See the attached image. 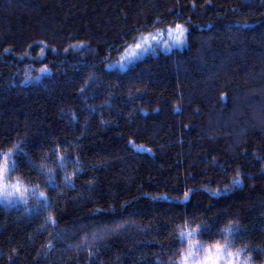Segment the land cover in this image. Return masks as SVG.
Returning <instances> with one entry per match:
<instances>
[{"label": "trees", "instance_id": "obj_1", "mask_svg": "<svg viewBox=\"0 0 264 264\" xmlns=\"http://www.w3.org/2000/svg\"><path fill=\"white\" fill-rule=\"evenodd\" d=\"M8 153L45 201L0 206V264H175L184 226L260 264L264 0H0Z\"/></svg>", "mask_w": 264, "mask_h": 264}, {"label": "rangeland", "instance_id": "obj_2", "mask_svg": "<svg viewBox=\"0 0 264 264\" xmlns=\"http://www.w3.org/2000/svg\"><path fill=\"white\" fill-rule=\"evenodd\" d=\"M169 29L172 30L167 31L166 35L164 33H157L140 39L137 44H140L141 47L136 48L135 45L129 47L120 60L114 63L115 66H117L120 70L127 69L133 62L139 60L145 56L147 52H149L150 49H147L148 44L153 42L161 44L162 41L168 40L166 41L168 43L162 47L165 50L170 49V47L181 48L185 42V33L180 38L181 42H177L176 37L179 35V32L176 30V27ZM155 45L157 46L158 44ZM47 74V71H42L37 74L25 71L22 74L17 75L12 84H18L21 86L37 85L47 76ZM12 167L13 161L11 155L9 153L5 154L0 163V206L6 208H22L25 207L32 199L39 203L44 202V194L26 186L22 181L11 175ZM180 238L182 241V250L175 264H179L184 257H187L189 264H194V261L204 260L209 253L215 255L216 250L212 246L216 243H202L198 238L196 228L184 226L180 232ZM219 244L224 245V247L220 250L221 259L218 260V264H226L229 259L234 261V264H241L245 256L242 252L238 254L239 259L236 255L228 257L227 249L231 247L226 242H220ZM189 251L192 253L191 256H188Z\"/></svg>", "mask_w": 264, "mask_h": 264}, {"label": "snow or ice", "instance_id": "obj_3", "mask_svg": "<svg viewBox=\"0 0 264 264\" xmlns=\"http://www.w3.org/2000/svg\"><path fill=\"white\" fill-rule=\"evenodd\" d=\"M176 30L179 32V35L176 37V40H177V42H181L180 38L184 35L185 29L181 25L177 24ZM135 47L140 48L141 45L136 44ZM185 195H187V193H185ZM212 247H214L216 250L215 255L209 253L208 256H206L204 260H211L213 257H215L217 261L221 259L220 250L222 247H224V245L216 243ZM238 254H239L238 252L237 253H232L231 251L227 252L228 257H232L233 255H236L238 258ZM182 255H183V253H182ZM191 255H192V253H191V251H189L188 256H191ZM183 261H184V264H189L187 257H184ZM194 264H201V260L194 261ZM233 264H234V261H233Z\"/></svg>", "mask_w": 264, "mask_h": 264}, {"label": "clouds", "instance_id": "obj_4", "mask_svg": "<svg viewBox=\"0 0 264 264\" xmlns=\"http://www.w3.org/2000/svg\"><path fill=\"white\" fill-rule=\"evenodd\" d=\"M228 251H231L232 253H237V252L240 253V252H243L244 251V246L232 247V248L227 249V252ZM179 264H184V261L181 260L179 262ZM201 264H218V261L216 260L215 257H213L211 260H201ZM226 264H233V261L229 259V260H227ZM241 264H256V261H254L251 258V253H247L244 256V259L241 262ZM260 264H264V261L260 262Z\"/></svg>", "mask_w": 264, "mask_h": 264}]
</instances>
